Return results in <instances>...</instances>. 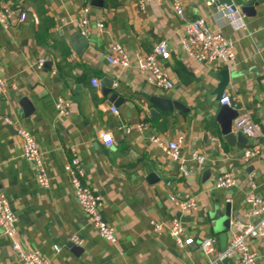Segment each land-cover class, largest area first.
Segmentation results:
<instances>
[{
  "label": "crops",
  "instance_id": "0c3cea01",
  "mask_svg": "<svg viewBox=\"0 0 264 264\" xmlns=\"http://www.w3.org/2000/svg\"><path fill=\"white\" fill-rule=\"evenodd\" d=\"M181 1L183 19L169 0H101L100 6L95 0H3L12 16L7 27L0 24V77L9 88L0 96V190L16 215V239L48 264H207L216 254H203L204 237H217L220 251L219 236L227 234V245L235 220L253 221L244 199L251 190L264 198V2L243 11L249 0H233L245 22L233 33L209 0ZM84 6L90 8L85 35L78 23ZM20 11L26 13L23 22ZM196 18L235 38L232 61L204 64L184 53L183 26ZM160 41L170 51L161 62L173 82L170 90L148 85L135 66V54L150 53ZM115 42L129 58L126 67L106 59ZM223 70L228 82L221 95L229 96L237 116L248 113L260 128L261 136L243 134L245 143L228 144L216 120ZM58 98L69 103L68 115L57 113ZM157 98L178 106L163 110ZM16 126L34 136L48 188L38 185L23 157ZM102 132L111 134L112 146L101 141ZM178 136L183 140L176 161L152 142ZM253 145L260 146L259 154L243 161V150ZM72 149L83 183L102 199V216L113 226L116 243L99 236L74 198L64 168ZM193 152L206 157L202 165L190 161ZM182 161L190 174L180 171ZM223 173L233 174L235 183L216 188L215 178ZM169 194L194 196L196 209L180 213ZM174 218L182 222L184 238H192L182 248L166 228L159 234L151 225L166 226ZM71 235L81 243L71 242ZM11 245L0 226V264H19ZM249 248L255 264H264V237L251 239Z\"/></svg>",
  "mask_w": 264,
  "mask_h": 264
},
{
  "label": "built area",
  "instance_id": "2783aa9c",
  "mask_svg": "<svg viewBox=\"0 0 264 264\" xmlns=\"http://www.w3.org/2000/svg\"><path fill=\"white\" fill-rule=\"evenodd\" d=\"M160 1V0H156ZM214 6L216 13L221 18L224 25L228 26L233 33L245 28L243 14L235 7V5L219 4L215 0H209ZM170 8L181 19L184 17V7L181 0H169ZM89 6H84L81 10V16L78 20L80 33L85 35L88 31V12ZM12 11L0 0V24L7 27L9 19H11ZM26 19L25 12H19V21ZM99 30L104 25L102 22L96 24ZM184 35L181 38V48L184 53L194 60L204 64L228 63L235 57V38L233 36L224 35L219 29H211L204 18H196L184 24ZM170 57V51L166 42L160 41L155 45L153 50L147 54H135V66L137 71L143 76L144 81L159 90H170L173 82L168 73L162 66V61ZM106 59L109 63L126 67L129 65V58L123 47L119 43H112L108 49ZM44 63L43 59L37 62V68H41ZM92 84L96 86V80H92ZM116 87V84H113ZM8 86L4 79L0 77V96L8 92ZM219 103L230 106V98L227 94H222ZM57 113L62 116L69 114V103L58 98L55 102ZM112 113L117 114L118 110L114 106L109 107ZM10 123L9 119L4 120ZM16 135L21 142V150L23 157L28 160L35 171V180L43 188H48L49 180L44 166L42 153L38 148L34 136L24 127L16 126ZM127 130V128H126ZM231 131H240L241 133L257 137L261 136L259 126L253 122L248 113H243L234 118ZM107 138V139H106ZM101 141L105 146L110 147L113 144L112 136L109 132L100 134ZM183 138H177L165 142L158 137L152 138V142L159 146L172 160L180 159V145ZM260 152L259 145H253L245 148L241 154L243 161H248ZM206 157L202 153L193 152L190 155V161L198 165L205 162ZM69 175L73 188V194L76 202L85 214L87 221L96 229L101 238L109 243H116V235L113 226L109 225L102 216L103 202L99 194L94 188L83 183V170L80 160L74 149L71 150V156L64 166ZM180 171L184 175L190 174L185 162L182 161L179 166ZM235 183L233 174L223 173L215 178V187L226 189ZM253 188V184H250ZM171 201L180 213H189L196 209L195 197L192 195L169 194ZM245 203L248 205L246 215L253 218V221L242 223L235 220L232 223L231 235L228 244L223 250L218 251V240L215 236L204 237L200 241V248L205 256L215 253L216 256L210 259L207 264H217L224 258L230 259L234 264H255V255L249 248L251 239L264 237V198L256 196L252 190L245 195ZM16 215L11 210L4 194L0 190V226L3 233L12 240V251L15 259L19 264H48L47 260L37 250H29L25 248L17 239ZM153 230L161 234L166 228L169 237L180 248L189 245L192 238H184V227L178 218H174L168 225L151 221ZM70 241L80 244L81 240L75 236H70ZM54 250L59 248L54 246Z\"/></svg>",
  "mask_w": 264,
  "mask_h": 264
},
{
  "label": "water",
  "instance_id": "95a60500",
  "mask_svg": "<svg viewBox=\"0 0 264 264\" xmlns=\"http://www.w3.org/2000/svg\"><path fill=\"white\" fill-rule=\"evenodd\" d=\"M95 1L97 2L95 6L101 5V0H95ZM232 1L233 0H217V3L231 5L233 3ZM262 2H264V0H249L247 4L248 6H245L241 9L243 11L245 10L249 11L250 9H252L253 6L257 5L258 3H262ZM220 74H221V83L219 85L218 95H221V90L225 88L228 82L227 71L223 70L222 72H220ZM105 84L108 85V83H105ZM156 103H157V106L162 108L163 110H171L172 108H175L178 106V104L174 102H170L169 100H165L163 98H157ZM236 116H237V112L227 105H221L217 113V116H216V120L220 126L221 134L223 135V138L228 144H233L236 140L239 142H244L243 133H241L240 131L233 133L231 131L232 120ZM219 238L221 240V248L224 249L226 246L227 234L224 232L220 234ZM222 264H233V263L230 259L224 258L222 259Z\"/></svg>",
  "mask_w": 264,
  "mask_h": 264
},
{
  "label": "snow or ice",
  "instance_id": "6c2138e0",
  "mask_svg": "<svg viewBox=\"0 0 264 264\" xmlns=\"http://www.w3.org/2000/svg\"><path fill=\"white\" fill-rule=\"evenodd\" d=\"M107 139V138H106Z\"/></svg>",
  "mask_w": 264,
  "mask_h": 264
}]
</instances>
